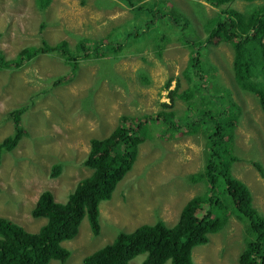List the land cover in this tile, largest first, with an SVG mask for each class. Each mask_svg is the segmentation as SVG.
Returning <instances> with one entry per match:
<instances>
[{
    "label": "rangeland",
    "instance_id": "rangeland-1",
    "mask_svg": "<svg viewBox=\"0 0 264 264\" xmlns=\"http://www.w3.org/2000/svg\"><path fill=\"white\" fill-rule=\"evenodd\" d=\"M261 3L264 0L251 4ZM232 4L240 10L250 5L246 0ZM202 5L207 16L220 10L203 0H49L44 8L35 0H0L4 58H14L26 46L42 47L44 40L51 45L65 41L69 48L66 53L61 48L41 51L17 66H0V145L17 135L14 146L0 152V216L36 231L46 221L30 214L37 195L48 189L56 201L65 200L76 180L88 172L81 161L91 138L107 136L121 117H128L130 129L142 140L111 197L99 204V234L83 219L78 233L61 243L71 254L48 264H83L85 255L118 231L157 220L171 226L185 200L208 194L204 182L183 177L204 164L207 136L203 128L187 129L185 118H180H198L202 108L217 111L212 106L215 96L202 94L206 88L210 93L227 88L239 107L229 131L238 157L231 171L264 214V112L253 94L234 83V53L228 43L214 40L202 51L194 50L199 53L195 56L179 36L187 37L194 29L199 40L206 37ZM153 14L157 20L144 27ZM181 16L193 19V29L176 28ZM110 44H119V51L111 54ZM71 63L77 64L75 70ZM190 86L198 89L189 108L180 92ZM203 99L210 105L203 107ZM167 113H173V119ZM53 164L60 165L57 176H51ZM207 208L199 205L196 216ZM225 214L231 216L227 224L205 244L193 247L195 264H240L242 223L229 210ZM143 255L129 263L140 264Z\"/></svg>",
    "mask_w": 264,
    "mask_h": 264
},
{
    "label": "trees",
    "instance_id": "trees-1",
    "mask_svg": "<svg viewBox=\"0 0 264 264\" xmlns=\"http://www.w3.org/2000/svg\"><path fill=\"white\" fill-rule=\"evenodd\" d=\"M203 1L220 10L207 16L202 5L200 21L206 32L203 40H199V35L192 28L193 19L181 16L180 21L175 22L176 28L180 25L183 31L190 27L193 29L187 37L179 32L182 43L190 46L195 56L214 40L228 43L234 53V83L241 91L253 94L264 112V3L253 5L251 3L254 0H246L250 5L240 10L233 6V0ZM35 3L39 8H44L49 0H35ZM147 10L152 13V9ZM197 17L200 18L199 15ZM153 19L157 20L154 14L143 26L147 27ZM164 39L158 38L159 41ZM43 44L42 47L26 46L11 59L0 54V66H17L41 51L52 52L61 48V52L66 53L69 49L65 41L51 45L44 40ZM78 46L90 52V48L82 42ZM119 47V44H110L109 52L115 54ZM70 65L73 70L77 68L75 63ZM197 89V86H190L180 92L189 108L194 105L191 98ZM207 90L209 88L202 91V94L215 96L212 106H217V111L213 112L209 108L206 112V108H202L196 115L198 118L184 115L180 118L183 121L185 118L184 126L187 129L199 132L198 128H203L207 136L204 164L201 163L195 172L183 177L191 183L204 182L208 194L201 192L185 200L177 220L171 226L157 220L129 232L118 231L105 245L85 255L82 258L83 264H130V260L139 254H144L140 264H164L167 260L171 264H195L192 258L193 247L205 244L209 235L219 232L227 224L231 216L228 218L226 210L242 223L244 240L237 257L239 263L264 264V214L253 206L247 185L231 171L238 157L232 147V132L229 131L239 116V107L231 101L227 88H218L212 93ZM203 104V107L210 105L205 99ZM166 116L173 119V113H167ZM127 118L121 117L120 123L107 136L89 140L87 154L81 161L88 172L76 180L65 200L56 201L48 189L39 192L30 214L35 218L44 217L46 221L36 231H28L17 222L0 216V264H48L53 259L64 261L71 252L61 243L78 233L83 219L87 220V227L94 235L99 234V204L111 197L117 183L131 167L137 145L142 141L136 136L135 129H130ZM9 139L1 143L0 152L4 148L13 147L17 135ZM60 171V165L53 164L51 176H57ZM202 204L208 208L198 217L197 210Z\"/></svg>",
    "mask_w": 264,
    "mask_h": 264
},
{
    "label": "clouds",
    "instance_id": "clouds-1",
    "mask_svg": "<svg viewBox=\"0 0 264 264\" xmlns=\"http://www.w3.org/2000/svg\"><path fill=\"white\" fill-rule=\"evenodd\" d=\"M74 187V186H73ZM73 189V188H72Z\"/></svg>",
    "mask_w": 264,
    "mask_h": 264
}]
</instances>
